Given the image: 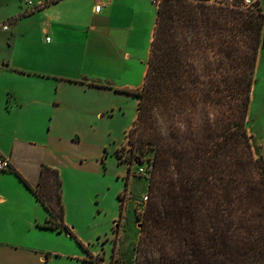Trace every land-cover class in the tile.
I'll return each mask as SVG.
<instances>
[{
  "label": "trees",
  "instance_id": "16d2710c",
  "mask_svg": "<svg viewBox=\"0 0 264 264\" xmlns=\"http://www.w3.org/2000/svg\"><path fill=\"white\" fill-rule=\"evenodd\" d=\"M152 2L156 25L143 86L120 91L139 100L128 134L132 155L118 156L130 165L128 180L132 163L151 155L134 264H264V157L254 155L247 128L264 50L263 9L222 0ZM10 170L49 212L38 227L70 235L102 264L65 223L60 172L43 165L34 188ZM123 211L121 204L115 223Z\"/></svg>",
  "mask_w": 264,
  "mask_h": 264
},
{
  "label": "crops",
  "instance_id": "0c3cea01",
  "mask_svg": "<svg viewBox=\"0 0 264 264\" xmlns=\"http://www.w3.org/2000/svg\"><path fill=\"white\" fill-rule=\"evenodd\" d=\"M34 2L38 9L24 14L17 0L0 30L9 35L0 54V159L34 188L43 165L57 169L65 223L75 230L68 173L100 174L101 134L135 124L139 100L120 91L143 86L157 8L152 0ZM10 168L0 172V264H95L70 235L38 227L49 212Z\"/></svg>",
  "mask_w": 264,
  "mask_h": 264
},
{
  "label": "rangeland",
  "instance_id": "374dc122",
  "mask_svg": "<svg viewBox=\"0 0 264 264\" xmlns=\"http://www.w3.org/2000/svg\"><path fill=\"white\" fill-rule=\"evenodd\" d=\"M141 1L146 7L149 6V0ZM222 1L229 2L228 0ZM16 2L17 0H0V30L3 25L10 24L14 20H8L7 17H10L19 8ZM18 2L24 13L26 7L21 0ZM253 3L255 9L260 7L257 2L253 1ZM260 3L264 9V0H260ZM231 4L243 5L241 0H235ZM254 8L252 7V9ZM7 26L9 28V25ZM8 39L7 33L0 34L1 55L8 52ZM256 79L251 96V108L248 111L247 128L251 136L254 155L260 158L264 157V50L260 52ZM130 114H135V110L131 109ZM129 132L130 130L123 132L119 129L110 135L109 132L104 131L101 135H103L102 142L106 144L107 152H104L106 159L103 171L100 174H76L71 171L66 180L68 183L66 186L70 190L69 205L72 209L70 221H74L77 226L73 230L74 234L88 248V252L102 264H134L135 262V251L140 235L136 212L146 207L143 196L148 197V192L145 193V190L149 185L151 155L141 156L139 157L141 161L137 159L132 163L130 178L135 179H132V185L129 187L127 178L130 165L121 162L118 158L119 156L121 159H126L132 155L128 139L125 142ZM120 144L124 145L120 146L121 148L115 153V148ZM116 160L123 166L116 165ZM123 171L127 173L126 176L122 175ZM128 190L130 191L125 192ZM120 194H123L122 203L119 200ZM121 204L124 210L123 218L118 224L115 221L121 217ZM115 228H117L118 234L115 233ZM74 242L82 252H85L76 240Z\"/></svg>",
  "mask_w": 264,
  "mask_h": 264
},
{
  "label": "built area",
  "instance_id": "2783aa9c",
  "mask_svg": "<svg viewBox=\"0 0 264 264\" xmlns=\"http://www.w3.org/2000/svg\"><path fill=\"white\" fill-rule=\"evenodd\" d=\"M22 3L24 4V6L26 7L25 11H24V14H29V13H32L34 12L35 10L38 9V6L36 5V3L34 2V0H21ZM229 3L231 2H234L235 0H228ZM243 5L242 6H246L247 8H254V3H253V0H241ZM101 6H97L96 7V10L97 12H99L101 10ZM9 24H5L2 26L3 29H8V26ZM10 168V164L9 162H7L6 160H3V159H0V172H5L7 170H9ZM143 201L145 204H147L148 202V197L147 196H143Z\"/></svg>",
  "mask_w": 264,
  "mask_h": 264
}]
</instances>
